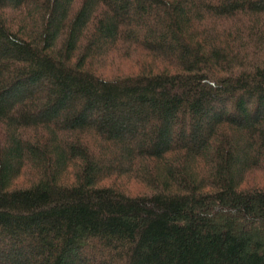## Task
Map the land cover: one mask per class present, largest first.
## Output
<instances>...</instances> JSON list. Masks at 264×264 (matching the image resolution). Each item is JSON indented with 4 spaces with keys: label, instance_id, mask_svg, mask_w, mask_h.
<instances>
[{
    "label": "trees",
    "instance_id": "obj_1",
    "mask_svg": "<svg viewBox=\"0 0 264 264\" xmlns=\"http://www.w3.org/2000/svg\"><path fill=\"white\" fill-rule=\"evenodd\" d=\"M263 179L264 0H0V264H264Z\"/></svg>",
    "mask_w": 264,
    "mask_h": 264
},
{
    "label": "rangeland",
    "instance_id": "obj_2",
    "mask_svg": "<svg viewBox=\"0 0 264 264\" xmlns=\"http://www.w3.org/2000/svg\"><path fill=\"white\" fill-rule=\"evenodd\" d=\"M262 178H263V175L261 173V176L259 177V179L261 180ZM259 179L256 178L257 181H259ZM263 181H264V179H263Z\"/></svg>",
    "mask_w": 264,
    "mask_h": 264
}]
</instances>
